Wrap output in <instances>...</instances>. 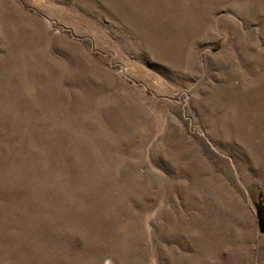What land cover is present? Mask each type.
<instances>
[{
  "label": "rangeland",
  "instance_id": "obj_1",
  "mask_svg": "<svg viewBox=\"0 0 264 264\" xmlns=\"http://www.w3.org/2000/svg\"><path fill=\"white\" fill-rule=\"evenodd\" d=\"M0 264H264V0H0Z\"/></svg>",
  "mask_w": 264,
  "mask_h": 264
}]
</instances>
